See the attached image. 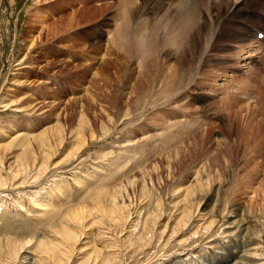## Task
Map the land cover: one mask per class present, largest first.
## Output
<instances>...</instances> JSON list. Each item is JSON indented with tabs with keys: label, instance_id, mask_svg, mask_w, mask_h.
Segmentation results:
<instances>
[{
	"label": "rangeland",
	"instance_id": "374dc122",
	"mask_svg": "<svg viewBox=\"0 0 264 264\" xmlns=\"http://www.w3.org/2000/svg\"><path fill=\"white\" fill-rule=\"evenodd\" d=\"M130 1H133L128 2L130 6L137 4L134 8L125 6L127 11L121 15L124 29L133 20L128 8L140 7V12L152 0H147L150 3ZM117 2L119 0H0V142H5L1 130L15 133L38 129L56 122L57 115L68 136L70 129L79 126V111L86 115L89 128H94L96 134L99 135L101 121L115 129L104 141L88 145L76 161L67 159L68 145L64 143L53 159L62 164L61 168L39 185L20 188L21 191H0V252L4 253L12 242L34 239L40 233L49 232L48 224L39 218L37 205L53 201L56 208L65 206L66 209L74 204L83 186L90 184L88 177L101 169L98 167L101 144L110 152L120 153V148L130 146L117 143L133 130L130 137L140 133L147 136L143 146L149 151L147 155L144 153L147 162L130 172L125 171L127 176L138 179L133 188L126 186L124 194L129 218L117 225L115 232L105 224L79 234L69 264H81L83 254L92 244L104 250V243L120 248L124 261L119 264H222L220 260L225 259L224 255L231 257V252L234 260L242 262L239 264H264V52L256 57L258 62L242 69L238 67L237 55L242 53L244 42H228L227 33L231 30L228 25L219 28L221 32L218 30L207 51L201 49L203 41L190 51L185 47L190 39L180 35L181 44L174 48L185 47L178 54L195 61L193 66L183 60L181 68L185 69V64L191 72L196 65L198 73L195 71L190 89L181 94L183 103L180 99L179 103H161L163 106L152 113L150 110L160 103H143L149 83L146 60L141 58L145 50L140 51L142 55L136 54L133 39H130V51L122 47V52L107 43V33L113 31L114 19H119ZM247 3L252 5L254 1ZM261 3L257 10L264 7ZM35 37L36 43L30 45ZM130 55H134L131 60L126 57ZM152 59L156 62V55H152L150 61ZM96 70L105 74L106 83L101 82ZM87 95H91L90 99L99 98L112 119L100 112L99 104L90 102ZM126 112L129 116L138 112L144 117L133 125H124L128 119L114 127L113 123ZM167 121L179 123L168 127ZM164 141H168L167 146L163 145ZM139 150L140 147L137 153ZM197 172L205 183L195 186L192 213L179 225L175 204L184 195L180 190L188 183L187 179L191 180ZM81 194L86 198V193ZM65 198L67 201L63 204ZM34 200H38V204ZM141 211L144 216L152 214H149L152 245L145 254L138 252L130 257L124 246L128 235L135 231L133 225ZM206 215L214 218V222L203 229L200 218ZM234 219H240L241 224L231 225ZM173 230L174 234L168 237Z\"/></svg>",
	"mask_w": 264,
	"mask_h": 264
},
{
	"label": "bare ground",
	"instance_id": "6f19581e",
	"mask_svg": "<svg viewBox=\"0 0 264 264\" xmlns=\"http://www.w3.org/2000/svg\"><path fill=\"white\" fill-rule=\"evenodd\" d=\"M128 2L131 3L133 1L119 0V3L117 2V8L119 10H117V15L119 16V19H114L115 24H112L113 31L111 33H107V43L110 42V46L112 44L113 47H117V49L120 50H123L122 47H126V49H129L128 51H130V49H132L130 45V39H133L134 47L136 49L135 52L137 51L136 54L139 53L138 55H142L140 51H143V49L145 50L144 52L146 54V58L144 57L145 54H143L141 58L146 60V75L149 83L146 87V99H144L143 103H160V105L153 104L155 107L150 110L152 113L163 106L161 103H179L182 101L181 99L184 96L181 97V94L183 95V93L186 90H189L190 86L194 84L192 82L194 81V75L197 72L196 65L190 72L185 64L190 63L194 66L195 61L193 62L192 57H182V54H178V51L183 50L185 47L192 51V49L196 48V45H200L202 41L204 45L201 49L205 51L207 46L209 47L210 45L211 47V45H213L212 43L215 41L216 36L219 33V28L224 24L228 25L231 29L227 33L229 40L228 42H244V45L241 46L244 47L241 49L242 53L237 55L239 68L246 69L250 66V63L252 64L253 62H258L256 57H260L261 55L258 56V54L264 52V49H257L254 46L255 44L264 43V37L261 38L256 36L259 31L264 33V7L260 8L259 6L260 9H256L261 2H254L257 4L255 7L253 6L254 3L252 5H250L251 2L247 3L248 0H152L151 3L146 0L145 3L150 4L147 5L148 7L146 6L147 8L142 7L140 12L138 9L140 7L135 9L128 8L131 10V18L133 20L129 25H127V28L124 29L121 15L127 11V7L125 6L134 8L133 5L136 3H132V6H130ZM262 3H264V1ZM255 12H257V15H255ZM255 26L263 27V29L257 28ZM255 28L257 29L253 33ZM128 30H130L131 33H128ZM219 31L221 32V30ZM180 35H182L181 37L184 36V39L186 37L190 40L184 48L176 49L174 47L178 44H181ZM36 40V37L31 39L30 45L35 44ZM238 51H240V49ZM152 55H156V62L153 59L150 61ZM126 57L130 58L131 60L134 55ZM183 60H186L184 64L185 69L181 68V63H184ZM139 62L140 60H138V63ZM91 68L93 67H90V69ZM95 73L102 83H106L107 77L105 74L100 71L97 72V70ZM41 85L43 84L41 83ZM101 86L105 88L104 84H101ZM90 97L87 95V98L90 99ZM70 99H68V102ZM178 99H180L179 102ZM90 102L95 103L97 106L99 104V111L105 113L109 120L112 119L109 118L110 115L107 113L104 104L99 102V98L92 97ZM183 102L184 101L180 103ZM48 103L53 104V101H49ZM79 112V126L73 128L72 130L70 129L68 136L64 134L65 127L60 123L58 115L56 116V122L51 123L50 125L48 124L42 126L41 128L39 127L38 129L30 128L26 132L15 131V133H10L9 130H1V132L4 133V137H2V139L5 142H0V191L18 190L20 188L32 187L33 185L37 186L42 182L43 179L48 178L50 175L53 176L57 169L61 168L60 166L62 165L57 162H53V159L55 154L59 152L60 147H62L64 143L67 142L66 146L68 145L65 149L67 150V159H75L76 161L81 155V152H83L84 149H87L86 147L88 145L90 147V144L96 143L98 140L99 142L104 141L109 134L111 135V133L114 132L115 129H110L107 124L101 121L99 126V135L96 134V132L93 130L94 128H89V124L87 123V120H85L87 119L85 117L86 115L81 111ZM143 117L144 115L141 113L139 114L138 112H136L133 116H129V112H126L116 123H113V125L115 127L118 124L124 123V121L128 119L129 122H125L124 125H133V122L139 121ZM198 121H200V118ZM178 123L179 121H167V126L174 127ZM137 124L138 123L135 125ZM132 132L134 131L131 130V133L124 134L123 139L117 143L119 144L118 146L122 145L123 143H127L125 145L130 146H124L125 148L123 149L120 148V150H122L120 153L117 151L116 153L110 152L106 149L105 145L102 146L101 144L98 154V167L102 170L100 169L98 170V174H92L88 177L90 181L88 183L90 184H87V187H85L83 184L84 186L81 192L87 194L86 198H83L82 196L84 194H81L79 191L80 193L76 199L77 201L74 204L67 206L68 208L66 209H64L65 206H63V210L59 207L56 208V206L51 203L53 201L46 203L43 201V203L41 202L42 204L37 205L38 209H36V211L40 213V215L38 214L39 218L48 224L47 227L49 232L40 233L34 239L27 238L26 240H18L8 244L6 251L4 253L0 252V264H69L72 257L71 255L76 249L75 243L78 240L79 234L81 235L83 232L91 229L93 226L99 227V225L105 226V224H108L111 230L115 232L117 225L125 221L126 218L128 220L129 217L127 216V211L124 204V196L127 192L126 186L133 188V186L137 184L136 180L138 179L135 180V177L127 176V172L125 171L128 170V172H130L133 169L138 168L143 162H147L148 160L145 157V154L147 155L146 151H149L145 148V146H143L145 143L143 141H145L147 136L143 133H140L137 136L133 135L130 137ZM66 133H68V131ZM0 135L2 136V134ZM176 137L177 136L175 135L172 143L175 142ZM6 139L8 140L6 141ZM162 143L163 145H166L168 144V141H164ZM115 145L116 143L113 146H110L114 147ZM139 147L140 150L138 151L139 153H137ZM14 149H17L19 152L17 154H12L11 151ZM162 149L164 150L165 146L162 147ZM109 158L110 160H108ZM140 170L142 171V169ZM99 175L101 176L97 180L96 176ZM143 176L144 173L142 171V177ZM124 179H126V183H123ZM101 180L103 181L102 184L100 183ZM121 180L122 183L126 185L121 184ZM202 180V175L197 172L193 175L191 180L187 179L188 183L180 190L182 191L181 194L184 192V195L183 197L181 196V200H178L175 204V211H177L176 223L179 225L190 217L192 213V206L195 203V186L200 185L199 183H205ZM84 182L82 181V183ZM89 186L91 188H89ZM21 190L22 189L18 191ZM90 190L92 191L90 192ZM60 191L58 190V192ZM180 191H178L179 194ZM44 192L50 193V191ZM53 193L55 192L53 191ZM69 193V196H72L71 192ZM59 194L56 195L58 199L61 197ZM54 196L55 195H53V197ZM66 198L63 201H60H62L64 204L65 201H67ZM141 198L143 199V197ZM31 201H33V199ZM37 201L38 200H36L34 203L38 204ZM1 205L4 204L2 203ZM213 205H215V203ZM142 210H144V208ZM59 213L62 214L59 216L57 221L54 222ZM149 214L152 215L151 213ZM149 214L144 216L141 211V216L138 215L139 220L134 222L133 225L135 231L132 230L131 234L128 235V243L124 247H126L127 251L130 253V257H132L134 254H137L138 252L145 254L146 250L152 245L150 239L152 237L153 231L149 226V218L151 217ZM203 215H205V213ZM157 216L158 215H156V217ZM200 216H202V214H200ZM208 217L209 216L206 215L204 219L200 218L203 229H207L214 222V218L209 219ZM218 222L219 221L215 223ZM234 222L240 223V219H234L230 222V224ZM70 223H73V226L70 225ZM154 223L155 221L152 222V225H154ZM39 231L41 232V230ZM161 233H163V230L160 232V235ZM173 234L174 230L171 231V234H169L168 237L172 236ZM193 234H196V232ZM90 243L91 242L88 244ZM103 248L104 250L100 249L97 244H92V247L83 254L81 258V264L123 263L124 259L122 257V253L120 254V248H114L113 245L105 243ZM229 254H231V257H229V255H224L225 259L223 261L220 260L222 264H228L229 262V264H239L241 262L239 260L240 262L238 263L236 259H233L235 257L233 252ZM232 259L234 262H231Z\"/></svg>",
	"mask_w": 264,
	"mask_h": 264
}]
</instances>
